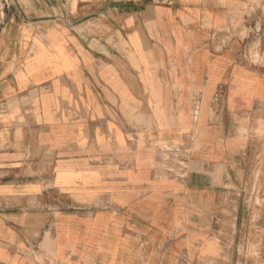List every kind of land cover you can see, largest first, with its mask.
I'll return each mask as SVG.
<instances>
[{
  "label": "crops",
  "instance_id": "obj_1",
  "mask_svg": "<svg viewBox=\"0 0 264 264\" xmlns=\"http://www.w3.org/2000/svg\"><path fill=\"white\" fill-rule=\"evenodd\" d=\"M263 5L0 0V264H264Z\"/></svg>",
  "mask_w": 264,
  "mask_h": 264
},
{
  "label": "rangeland",
  "instance_id": "obj_2",
  "mask_svg": "<svg viewBox=\"0 0 264 264\" xmlns=\"http://www.w3.org/2000/svg\"><path fill=\"white\" fill-rule=\"evenodd\" d=\"M263 16H264V5H263ZM234 27H237L235 25ZM264 28V23L263 26ZM249 231V236L252 237L253 232L252 230ZM260 252V246L257 244H253V241L249 240L245 243L241 244V264H254V258L259 256ZM258 264H260L259 260L257 261Z\"/></svg>",
  "mask_w": 264,
  "mask_h": 264
}]
</instances>
